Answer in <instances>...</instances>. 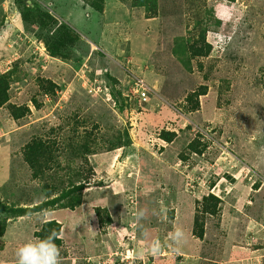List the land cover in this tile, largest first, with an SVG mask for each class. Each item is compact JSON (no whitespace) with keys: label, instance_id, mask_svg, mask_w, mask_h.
<instances>
[{"label":"rangeland","instance_id":"1","mask_svg":"<svg viewBox=\"0 0 264 264\" xmlns=\"http://www.w3.org/2000/svg\"><path fill=\"white\" fill-rule=\"evenodd\" d=\"M102 1L101 11L89 8L81 0L21 2L22 10L32 7L31 4L52 9L54 16L81 36L85 50L81 53H88V56L75 70L71 64L47 57L34 35L36 27L23 31L19 19L21 9L14 0H0L6 23L11 25L5 32L0 30V74L18 61L29 76L23 85L11 86L10 102L18 105L26 102L37 90L35 82L38 81L35 79L38 76L56 83H68L63 91L67 95L63 97L58 92L59 100L50 113L45 111L42 114L45 108L34 111L30 107L33 114L21 127L8 123L5 113H0V189L3 184L4 188L11 186L9 193H15L10 198L13 202H40L41 195L36 196L33 190L42 188L45 182L30 179L29 169L21 158L22 147L32 137H45L59 118L57 110H64L68 100L74 98L83 101L88 112L89 108L96 110L100 131L108 133L105 126L116 132L127 130L135 151L121 159V150L89 158L93 175L89 187L83 190V196H90V205L82 207V222L90 224V211L97 206H106L113 220L122 219L113 221L106 228L105 236L95 240L93 236H98L100 229L93 219L92 226L83 228L86 232L81 235L86 239L83 247L73 244L71 240L77 234L66 228L64 231L68 233H64L71 243L69 258L82 257L85 262L94 258L95 264H113L116 258L119 263L127 264L135 261L173 264L170 256L177 254L174 256H177L178 264H264L263 249L255 248L251 254L241 253L238 249L244 247V243L264 245L261 241L264 238V209L260 205L261 199L251 190L256 183V173L264 180V75L260 73L264 68V0H190V3L199 1L200 10L203 6L200 16L202 13L206 18L211 14L223 22L230 21L233 30L224 34L222 26L207 28L205 40L211 43L213 50L203 60H196L202 66L201 71L193 61L186 66L184 55L178 49L180 39L190 43L200 32L197 17H188L187 13V16L176 15L178 9L185 11L184 5L188 2L174 0L173 5L168 0H157V3L148 0L149 3L143 6L141 0ZM154 4L158 12H149ZM153 15L155 21L151 19ZM173 41H177L174 52L170 50ZM155 45L160 46V51L155 50ZM97 49L103 57L92 53ZM237 55L243 60L241 70L232 67L233 63H242ZM108 74L118 81L127 98L129 107L122 113L117 112L109 99L108 91L114 83L108 81ZM132 76L142 78L154 90L155 96L147 103L137 98L132 89ZM199 87L207 88L206 96L199 98V110L185 112L186 94ZM48 103L46 108L52 105ZM41 117L45 118L42 122L39 121ZM187 126H191V131H185ZM162 129L176 132L179 138L172 144H163L158 141ZM198 134L200 141L208 145L205 153L181 161L180 153ZM3 143L8 146L7 152L1 146ZM5 155L7 158L3 157ZM65 157L66 152H63L58 158L63 169L55 168L63 179H66L68 170L64 161H69ZM192 162L195 165L191 168ZM70 166L73 167V163ZM127 167L129 173L125 172ZM131 178L133 187L129 188ZM99 181L106 184L94 186ZM55 182H48L49 189ZM17 185L21 189H15ZM206 192H212L223 202L220 216L213 222L206 221L207 243L194 240L189 229H184L192 219L193 199H200ZM170 195H175L176 199L173 202L176 218L172 220L168 218L166 202L161 200V196ZM0 201H3L1 191ZM128 205H133L132 212L127 210ZM62 215L54 211L47 217L52 219L54 216L61 223ZM139 216L146 220L157 218L158 227L164 224L162 230L166 234L171 226L167 241L161 244L153 237L154 232H148L141 238L145 243L138 245L135 229L139 225ZM168 222L172 225L166 224ZM127 225L128 229L124 228ZM143 226L146 225L140 227L142 232ZM17 227L23 229L18 223ZM177 230L183 233L179 242L172 239ZM87 233L94 234L86 237ZM127 238L133 242H127ZM11 240L6 238V242ZM154 242L160 246L155 255L147 251ZM16 243L22 242L17 240ZM87 244L92 247L91 253L85 249ZM233 245L237 250H231ZM3 261L8 263L6 258Z\"/></svg>","mask_w":264,"mask_h":264},{"label":"trees","instance_id":"2","mask_svg":"<svg viewBox=\"0 0 264 264\" xmlns=\"http://www.w3.org/2000/svg\"><path fill=\"white\" fill-rule=\"evenodd\" d=\"M81 1L82 3L84 2L83 4H87L89 8L99 11L102 10V0ZM141 1L143 6L149 3L148 0ZM168 1L175 5L174 0ZM227 1L230 2L233 0ZM21 2L22 0H14L15 5L21 9L19 13V19L23 25V31L28 32L30 31V27L35 26L36 32L34 35L36 39L43 45L45 54L48 57L59 60L63 63L71 64L72 68L75 70L79 69L88 56V53L86 55L81 53L85 51L84 42L81 39V36L75 30H73L69 24L61 21L57 16H54L52 9L40 7L38 4H31L32 7L27 6L22 10ZM154 2L157 3V0ZM183 2H188L189 4L184 5V12L178 9V13H176V15L184 16V14L186 15L187 13L188 17H197L200 20V32L190 43L188 40L184 42V40L180 39L178 42V49H180V53L184 55L185 60L183 63L186 66H188L189 63L193 61L195 62L197 69L201 71L202 66L196 60H203L204 58L208 57L213 49L212 45L205 40V31L207 28H210L213 25L215 27L222 26L224 27L225 31L224 34L227 32L232 33L233 30L231 29L230 21L223 22L214 15L212 17L211 14L206 18L202 16V13L200 16L203 6L200 10L199 1L190 3V0H183ZM156 10L158 12L155 4L152 8L148 9L149 12L153 11L154 13ZM153 17L154 18L151 17V19L154 20L156 16L153 15ZM9 27H11V25L6 23L2 6L0 7V30L3 29L5 32V30L9 29ZM0 41L2 42L1 36ZM3 46L4 44L1 46V48H3ZM156 49L157 51H160V46L155 45V50ZM176 49L177 41H173V45L170 50L174 52ZM92 53L97 57H103V53L98 49ZM237 57L242 63L241 65L233 63L232 67L234 70L235 68L241 70V68L244 67L243 60H241L239 55H237ZM239 70H237V74L239 73ZM260 73L264 75V68L260 71ZM26 77L29 78V76L24 72V68L21 66V63L18 61L14 62L8 71L0 74V113H5L4 116L8 117L9 120L8 123H12L17 127H21L20 125L22 123L25 124L27 119L32 116L33 113H31L32 110L30 107H32L34 111H39L40 109L45 108L48 112L52 106L56 105V100H59L56 96V93L62 91L68 85V83H56L49 78L38 76L39 78L37 77L35 79L38 81L35 82L37 89L36 92L30 95L26 102L21 103L20 105L12 104L10 102L11 86L15 84L19 86L23 85L26 81ZM106 77L111 84L114 83L113 86H110L111 90L108 91L109 98L117 112L122 113L127 109V107H129V104H127V98H125L122 94L120 90L122 87L118 84V81L114 80L110 74H108ZM206 91V87H199L197 91L187 93L185 96V104H187L185 112L198 111L200 108L199 98L205 97ZM44 96H49L47 97L48 101L52 104L50 108H46V103L43 99ZM68 102L69 104L64 110H57V115L59 118L57 122L49 129L45 137H32L22 147L21 158L29 169L30 179L32 181L45 182L42 188L33 190V194L37 193L36 196L41 195L40 202L28 209L21 206L18 201L13 202L12 199H10L15 196L14 191L9 193V188L11 186H8L7 188L2 186L0 189L1 197L3 198V201H0V253L4 252V242L1 239L5 235H7L9 238H15L22 242L17 244L15 249L17 251V249L25 243L35 242L38 239L46 238L55 232L56 238L54 243L59 248V264H90L89 262L83 261L81 257L69 258L67 252L71 246L66 244L64 237H61L63 226L55 219H45L44 212H50V209H54L51 211H75L81 209L85 205H90V196H83V190L89 187L90 179L93 175V168L89 162V158L91 156L94 157L97 154H109L110 152L121 150V155L119 156V159H121L127 157L129 154L132 155L135 151V148L132 146V142L127 130L124 129L122 132H116L113 128H106L105 126V131L108 133L102 132L100 131L101 123L97 121V116L95 114L96 110L93 111L89 108L90 112H88L84 102L74 98H71V100H68ZM186 129V132L191 131V126H187ZM109 133L111 135L107 137ZM181 133H183V131H181ZM200 137V134H198L188 141L185 148L183 149L184 151L180 153L181 161L186 162L191 159L192 155L201 157L205 153L208 145L204 142H201ZM178 138L179 136L176 132L167 131L164 129H162L158 135V139L163 144L167 145L172 144ZM63 152H66L65 158L69 159V161L67 159L68 162L64 161L65 167L68 168V170H66V179L60 177L58 175V169H55L58 166L59 169H63L61 168V165L58 161L59 154ZM118 162H120V160H118ZM69 163H73V167H71ZM194 165L195 162H192L191 168ZM51 171H53L54 174H51ZM11 176L9 179L13 181L14 178ZM256 176V183L252 185L251 190L256 197L261 199L262 204L260 205H262V208L264 209V180L257 173ZM53 181L57 182H55L53 185H50L49 189L47 184L48 182ZM105 184V182L99 181L98 183H95L94 186L102 187ZM210 186L213 187V183H211ZM132 187L133 182L131 178L129 181V188ZM17 188L21 189V187L18 185L15 189ZM161 197V200L166 202L165 207L166 211H168L167 214L169 220L176 218L175 208L173 207V202L176 201L175 195ZM251 200L254 201V197H252ZM222 203L223 202L221 201V198L212 192L204 193L203 196L198 200L193 199L192 219L186 223V227H184V229H189V235L194 238V240L197 239L207 243L205 240L207 236L206 221L210 219V222H213L220 216ZM127 208L129 212L133 211V205H128ZM92 213L93 219H96L98 228L100 229V233L98 236L94 237V240L95 238H99V236L104 237L106 228L110 226L113 221H121L118 217L116 220H113L110 217L109 209L106 206L93 207ZM179 215H181V213H179ZM29 218L32 220L27 221ZM138 221L139 225L135 229V238L137 235V240L139 241L138 245L145 243L143 242L144 240H141V238L143 237V234L148 232H154L153 237L156 238V240L161 241V244H164L165 241H167V234L164 232V230H162L164 224L158 227L160 222L157 221V218L153 217L152 219L146 220L144 217L139 216ZM181 222L185 221L181 219ZM17 223L23 226V229L18 228ZM134 224L136 227V223ZM142 224L146 225L142 228L144 229L143 232L140 230ZM166 224H171V222ZM26 228L28 230H26ZM170 230H172L171 226ZM156 231L158 233H156ZM263 239L261 241H264ZM85 240L86 239L82 238L79 242L75 241V245H80L83 247V242ZM126 241L129 243L133 242V240L130 238H127ZM208 243L210 244L209 241ZM244 245V247L238 248L240 249L241 253L251 254L253 252L252 250L255 248L264 250V245L262 243L253 246L248 244L247 246L245 243ZM235 247L236 246L233 245L231 250H237ZM85 249L89 250L90 253L92 251V247L90 248V245L88 244ZM84 255L89 254L85 253ZM174 255L177 254H171L170 258L173 259V264H178V262L175 260L178 255ZM158 258L160 260L162 259V257ZM16 259V256H13V260ZM14 264H16V262ZM113 264L127 263H119L118 258H116V261ZM134 264L143 263L135 261Z\"/></svg>","mask_w":264,"mask_h":264},{"label":"clouds","instance_id":"3","mask_svg":"<svg viewBox=\"0 0 264 264\" xmlns=\"http://www.w3.org/2000/svg\"><path fill=\"white\" fill-rule=\"evenodd\" d=\"M42 49H43V52H45L44 48H43V45H42ZM135 79L143 80L142 78L133 77L132 76L131 82H132V89L133 90H134ZM143 82L145 83L144 80H143ZM146 86L150 89V91L152 93V94H150L149 98L147 99V101H148L151 97L155 96V93H154V90L152 88H150L147 84H146ZM65 89L66 88H64L62 91L59 92L61 94V96H63V97H64V95H67L66 93L63 92ZM56 94H57L56 96L59 99V94L58 93H56ZM47 97H49V96H44L43 97V99L45 100V103L49 102ZM137 98L139 100H141L138 95H137ZM141 101L143 103H147V101H143V100H141ZM50 110L51 109H49V113H50ZM45 111H47V110L44 109L42 114ZM131 216H133V215H131ZM128 227H124V228L128 229ZM182 236H183V233L180 232L179 230H177L173 234L172 239L177 241V242H179L180 239L182 238ZM55 238H56V233L53 232L52 234H50L46 238L38 239L35 242L25 243L24 245H22L21 247H19L17 249V252H16V258H17L16 259V264H59V248L54 243ZM159 250H160L159 243L158 242H154L152 247L150 249H148L147 251H149L153 255H155L156 253L159 252Z\"/></svg>","mask_w":264,"mask_h":264},{"label":"crops","instance_id":"4","mask_svg":"<svg viewBox=\"0 0 264 264\" xmlns=\"http://www.w3.org/2000/svg\"><path fill=\"white\" fill-rule=\"evenodd\" d=\"M42 120H44V118L43 117H41V120L39 119V121L40 122H42ZM43 129L44 130H46V126H43ZM158 141H160L159 139H158ZM2 142V141H1ZM161 142V141H160ZM1 146H3V149L5 150V152H7L8 151V146H7V144H5V143H3ZM4 158H7V155H5V156H3ZM90 162V161H89ZM91 164V163H90ZM122 171H124V170H122ZM125 172L126 173H129V168L127 167L126 169H125ZM8 181V179H6L5 180V182H7ZM130 181V180H129ZM4 182V183H5ZM3 186H4V184H3ZM18 203L21 205V206H27V205H29L27 208L28 209H30V208H32L34 205H37L38 203H23V202H21V201H18ZM89 209H91V207L89 206L88 207ZM93 208V207H92ZM51 210H54V209H50V212H44V214H45V216H44V218L45 219H50V218H48L47 217V215H52L53 214V212L54 211H51ZM82 211H83V209L81 208V209H79V210H75V211H68V210H60V211H56V213L60 216L61 214H63L62 215V220H60V224L63 226L62 227V233H61V237H64L65 238V242H66V244L67 245H69V241H68V239L66 238V235L63 233L64 232V230L67 228L70 232H72V233H75V234H77V237H75L74 236V239L73 240H71V241H73L74 243L73 244H75V241H80L81 240V238H82V236L81 235H83V233H86L85 231H84V227L85 226H92L93 225V213H92V211H90V218H89V221H90V224L89 225H85V223H83L82 222V218H83V214H82ZM55 214V213H54ZM56 215V214H55ZM88 216H89V214H88ZM67 217V218H66ZM52 219H55V217L54 216H52ZM67 219V220H66ZM120 219H122V217H120ZM18 220H20V219H18ZM56 220V219H55ZM58 221V220H57ZM59 222V221H58ZM63 222H64V224H63ZM65 233L67 234L68 233V231H65ZM94 233H87V236L86 237H89V235H93ZM169 234H171V230H170V232H169ZM169 234H167V235H169ZM79 236V237H78ZM10 237H12V236H10ZM93 237H95V236H93ZM169 237V236H168ZM6 238H7V235H5L1 240L4 242V252H1L0 253V264L1 263H3V262H5V261H3L5 258H6V261L8 260V263L7 264H10L9 262H16V260H13V256H16V246H17V240L18 239H16L15 240V238H11V239H13V240H11V242H9V241H7L6 242ZM68 238H71V236L70 237H68ZM170 239V238H169ZM170 241H168V243H169ZM71 244V243H70ZM12 250H15V252H12L11 251V249ZM8 249V250H7ZM67 254H68V256H69V251L67 252ZM72 258H76L75 256H73ZM78 258V257H77ZM82 258V257H81ZM92 262H93V264H95L96 262H94V258H92V259H90V261H89V263L90 264H92ZM6 263V262H5ZM4 264V263H3Z\"/></svg>","mask_w":264,"mask_h":264},{"label":"built area","instance_id":"5","mask_svg":"<svg viewBox=\"0 0 264 264\" xmlns=\"http://www.w3.org/2000/svg\"><path fill=\"white\" fill-rule=\"evenodd\" d=\"M134 92L140 97L141 100L147 101L151 91L141 79H135Z\"/></svg>","mask_w":264,"mask_h":264}]
</instances>
